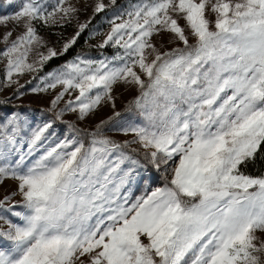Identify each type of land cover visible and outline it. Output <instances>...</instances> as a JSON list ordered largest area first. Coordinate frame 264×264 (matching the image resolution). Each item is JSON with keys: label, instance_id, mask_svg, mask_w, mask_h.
Returning a JSON list of instances; mask_svg holds the SVG:
<instances>
[{"label": "snow or ice", "instance_id": "1", "mask_svg": "<svg viewBox=\"0 0 264 264\" xmlns=\"http://www.w3.org/2000/svg\"><path fill=\"white\" fill-rule=\"evenodd\" d=\"M113 7L94 0L80 22L70 0H0L12 9L0 12V91L13 89L0 99V186L16 183L0 199V264H264V172L244 170L264 160V0H129L99 57L39 75ZM74 20L59 50L38 32ZM33 80L30 93H55L50 119L12 103ZM120 86L136 93L123 111ZM103 107L91 131L64 119Z\"/></svg>", "mask_w": 264, "mask_h": 264}, {"label": "rangeland", "instance_id": "2", "mask_svg": "<svg viewBox=\"0 0 264 264\" xmlns=\"http://www.w3.org/2000/svg\"><path fill=\"white\" fill-rule=\"evenodd\" d=\"M70 2L72 4H74L75 6L81 8V12L79 13V21L80 22L87 20L89 17H91L93 15L92 5L94 4V0H70ZM105 2L107 3V0H105ZM132 2H136V0H132ZM128 3H129V0H124L117 7L122 8L124 6H127ZM84 4L89 5L86 10L84 9ZM117 7H115L110 12H108L107 15L101 19V22L99 23V25L94 27L91 30V32H94V31L101 32V33H103V35H97L93 39H90L88 36V44L98 45V44L102 43L107 32L110 30V25L108 23H106V20L110 19L112 17V15L117 11ZM4 11L10 12V11H12V9H10V8L0 9V12H4ZM180 23L183 24L184 22L180 21ZM76 24H77V21L74 20L71 25H67L64 28H60V27L48 28V27H44V26L39 25V24L37 25V27H38L39 34L42 37H44L46 40L49 41L50 46H54L57 50H59L63 47V43L75 34ZM9 27H12V25H9ZM22 30H23L22 26L15 28L13 31V38H15L16 35L20 34V32ZM3 31H4V28L0 27V32H3ZM174 46L175 45H167L166 44L167 48H171ZM2 47H3V45L0 44V48H2ZM80 54H84V55H87L89 57L96 58V57H99L101 53L93 54V53L82 52ZM104 55L112 56L114 54H104ZM5 63H6V61L0 60V70L3 69V66ZM44 74L45 73H39L40 76H43ZM33 75H35V74L24 75L23 77L20 78V83L25 84L26 81L32 79ZM37 82H38L37 80H33L32 84H28L26 86V88L23 89V91L26 92V95L21 99L13 100L12 103L16 104V105H21L19 110L23 113H27L30 116H33L34 118H38L42 114L46 113L45 118L50 119V118H52L54 113L46 112V110L49 106L50 99L52 98V96L55 93L54 92L53 93H47V94H45V93H41V94L30 93L28 91V89H30L32 86H34ZM58 90L59 89H57V91ZM12 91H13L12 88L3 89L2 91H0V97L3 98L6 96H10ZM135 94L136 93H135L134 89L129 90L123 86L117 87L115 89V93H114V95L117 97L116 110L117 111H123L124 106L126 105L127 101L129 99H131L132 96H134ZM67 98L68 97H65V99H67ZM23 106H25V108H23ZM61 106H62V104H61ZM4 110L5 111H11V108H6ZM111 114H112V109L110 107H103L99 111H97L95 113V115H93L92 117H90L89 119H87L85 121H77L76 115L73 113H66L64 119L75 122L77 124V127H80L82 129L92 130L95 127V125L97 123H99V121L101 119H107V117L110 116ZM57 126L61 129V131H63L64 127H61L59 124ZM111 134L112 133H109V135H111ZM117 138L118 139H124L125 137L121 136V137H117ZM134 147H139V146L136 145ZM161 175H162V173H153V178L149 181V184H148V190L149 191L151 190V188L159 186L162 183V180L160 179ZM169 179H170V177H169ZM15 188H16V183L14 181H11V180L6 181L3 184V186H0V199H2L4 197V195L9 194L12 191H14ZM144 188H145V183H144V181H141L137 186H135V188L132 191L133 198L137 195H140L141 192L144 190ZM20 199L21 198L18 195L13 197L14 202L19 201ZM5 215H7V214L5 213ZM0 226L6 227V225H3V221H0Z\"/></svg>", "mask_w": 264, "mask_h": 264}, {"label": "trees", "instance_id": "3", "mask_svg": "<svg viewBox=\"0 0 264 264\" xmlns=\"http://www.w3.org/2000/svg\"><path fill=\"white\" fill-rule=\"evenodd\" d=\"M124 0H117V6L119 4H121ZM113 8H109L106 11L97 14L95 16V18L92 20L91 24L89 25V29L85 31V33L82 34V36L79 38L78 42L64 55L60 56L59 58H54L53 60H51L43 69V71L41 73H46L49 72L55 68H57L58 66L64 64L66 61L71 60L72 58H74L77 54H80L82 52H87V53H101V50L97 49L95 47V45H90L88 44V36H89V32H91V30L98 26L99 23L101 22V19L103 17H105L107 15L108 12H110ZM194 42V41H193ZM182 46V45H181ZM115 49H113L112 47H107L106 49L103 50V54H114L115 53ZM0 99H2V97H0ZM23 108H25V106H23ZM61 127H64L63 125H60ZM80 128V127H79ZM82 129V128H80ZM85 130V129H82ZM87 131H91V130H87ZM246 172H248L249 174H259L261 172H264V160L261 159H257V161L253 164L250 163L246 169H244Z\"/></svg>", "mask_w": 264, "mask_h": 264}]
</instances>
